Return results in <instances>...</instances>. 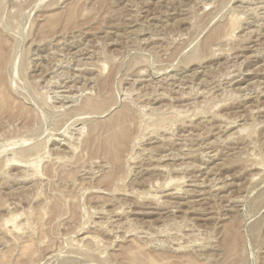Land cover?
<instances>
[{
	"label": "rangeland",
	"instance_id": "rangeland-1",
	"mask_svg": "<svg viewBox=\"0 0 264 264\" xmlns=\"http://www.w3.org/2000/svg\"><path fill=\"white\" fill-rule=\"evenodd\" d=\"M0 37V264H264V0H0Z\"/></svg>",
	"mask_w": 264,
	"mask_h": 264
},
{
	"label": "bare ground",
	"instance_id": "bare-ground-1",
	"mask_svg": "<svg viewBox=\"0 0 264 264\" xmlns=\"http://www.w3.org/2000/svg\"><path fill=\"white\" fill-rule=\"evenodd\" d=\"M255 1V0H254ZM244 3V2H243ZM258 5V4H257ZM257 8V7H256ZM251 9V8H250ZM254 10V9H253ZM255 11V10H254ZM249 12V11H248ZM251 13V12H250ZM255 14H258V13H255ZM250 15V14H249ZM246 23V22H245ZM261 24V23H260ZM263 25V24H262ZM249 30V29H248ZM255 30V29H254ZM251 31V30H250ZM256 31V30H255ZM258 32V31H257ZM262 34V33H261ZM2 35V34H1ZM221 36V35H220ZM227 36V35H226ZM250 36V35H249ZM219 37V36H218ZM217 37V38H218ZM259 37V36H258ZM1 38V37H0ZM240 38V37H239ZM5 39V38H4ZM256 39V38H255ZM52 40V39H51ZM56 40H58V39H56ZM213 40V39H212ZM250 40V39H249ZM74 41V40H73ZM258 41V40H257ZM261 41V40H260ZM7 42V41H6ZM54 42V41H53ZM67 42V41H66ZM37 44V43H36ZM223 44V43H222ZM32 45V44H31ZM56 45H57V43H56ZM83 45V44H82ZM61 49V48H60ZM65 49V48H64ZM55 50V49H54ZM68 50V49H67ZM263 50V49H262ZM262 50H260V51H262ZM52 52V51H51ZM62 52H63V50H62ZM62 52H60V53H62ZM67 52H69V51H67ZM57 53V52H56ZM70 53V52H69ZM4 54H5V46H4V43H3V41H0V68H1V66H3V64H4V62H5V58H4ZM58 54V53H57ZM63 54V53H62ZM65 55V54H64ZM72 55V54H71ZM70 55V56H71ZM259 55V54H258ZM48 56H50V55H48ZM52 56V55H51ZM55 56V55H54ZM61 56H63V55H61ZM82 56V55H81ZM39 58V57H38ZM37 58V59H38ZM41 58V57H40ZM67 58V57H66ZM68 59V58H67ZM64 60V59H63ZM56 61H57V59H56ZM60 62H62V61H60ZM59 62V63H60ZM232 62V61H231ZM31 63V62H30ZM50 63H51V61H50ZM52 64V63H51ZM69 64H70V62H69ZM84 64V63H83ZM32 65V64H31ZM46 65H47V62H46ZM85 65V64H84ZM242 65V64H241ZM33 66V65H32ZM78 66V65H77ZM102 66V65H101ZM82 67V66H81ZM29 68V67H28ZM37 68V67H36ZM86 68V67H85ZM96 67H94V69H95ZM102 68V67H101ZM240 68V67H239ZM33 69V68H32ZM57 69V68H56ZM79 69V68H78ZM88 69V68H87ZM1 70V69H0ZM2 70H4V69H2ZM53 70V69H52ZM55 70V69H54ZM81 70V69H80ZM84 71V70H83ZM167 71V70H166ZM166 71H165V74H166ZM237 71V70H236ZM246 71V70H245ZM80 72H82V71H80ZM1 73H2V71H1ZM0 73V74H1ZM64 73V72H63ZM68 73V72H67ZM141 74H143L142 73V71L140 72ZM145 73V72H144ZM170 75V74H169ZM176 75V74H175ZM243 75V74H242ZM255 75V74H254ZM262 75H263V73H262ZM1 76V75H0ZM74 76V75H73ZM140 76V75H139ZM57 77V76H56ZM60 77H63V76H60ZM163 77V76H162ZM161 77V78H162ZM241 77V76H240ZM2 78V77H1ZM65 78V77H64ZM167 78H169V77H167ZM173 78V77H172ZM178 78H180V77H178ZM166 79V78H165ZM232 79V78H231ZM68 80H70V79H68ZM73 80V79H72ZM169 80V79H168ZM2 81V80H1ZM40 81V80H39ZM94 81V80H93ZM98 81V80H97ZM103 81V80H102ZM159 81V80H158ZM165 81V80H164ZM100 82V81H99ZM98 82V83H99ZM128 82V81H127ZM136 82V81H135ZM134 82V83H135ZM142 82H144V81H142ZM180 82V81H179ZM233 82V81H232ZM247 82V81H246ZM101 83V82H100ZM132 83H133V81H132ZM170 83V82H169ZM73 84V83H72ZM168 84V83H167ZM174 84V83H173ZM177 84V83H176ZM180 84V83H179ZM63 85V84H62ZM101 85V84H100ZM156 85V84H155ZM60 86H61V84H60ZM160 86V85H159ZM177 86V85H176ZM185 86V85H184ZM183 86V87H184ZM229 86V85H228ZM64 87V86H63ZM75 87V86H74ZM96 87V86H95ZM168 87V86H167ZM171 87V86H170ZM181 87V86H180ZM68 88V87H67ZM73 88V87H72ZM94 88V87H93ZM233 88V87H232ZM264 88V87H263ZM3 89H5V88H3ZM80 89V88H79ZM82 89V88H81ZM183 89V88H182ZM238 89V88H237ZM254 89V88H253ZM259 89V88H258ZM91 90V89H90ZM242 90V89H241ZM4 91H6V90H4ZM78 91H80V90H78ZM85 91V90H84ZM99 91V90H98ZM233 91V90H232ZM244 91V90H243ZM248 91H250V90H248ZM253 91V90H252ZM256 91V90H255ZM258 91V90H257ZM49 92V91H48ZM47 92V93H48ZM64 92V91H63ZM122 92H124V91H122ZM254 92V91H253ZM260 92V91H259ZM7 92H4V95L6 94ZM46 93V94H47ZM125 93H127V92H125ZM248 93H250V92H248ZM255 93H257V92H255ZM261 93H264V92H261ZM85 94V93H84ZM128 94V93H127ZM130 94V93H129ZM1 95V94H0ZM3 94L0 96V98L2 97V96H4ZM71 96L70 97H72V93L70 94ZM74 95H75V92H74ZM100 95V94H99ZM76 96V95H75ZM154 96V95H153ZM162 96V95H161ZM256 96V95H255ZM68 97V96H67ZM129 97H130V95H129ZM140 97V96H139ZM147 97V96H146ZM4 98H5V96H4ZM79 98V97H78ZM124 98V97H123ZM183 98V97H182ZM51 99V98H50ZM70 98H68V100H69ZM135 99V98H134ZM152 99H154V98H152ZM250 99V98H249ZM94 100V99H93ZM139 100V99H138ZM65 101V100H64ZM125 101V100H124ZM139 101H141V100H139ZM138 101V102H139ZM149 101V100H148ZM87 102V101H86ZM90 101H88L87 102V104H84L85 105V107H84V111H89L90 109H94L97 105H95L94 103H89ZM96 102V101H95ZM123 102V101H122ZM127 102V101H126ZM155 102V101H154ZM47 103V102H46ZM77 103V102H76ZM107 103V102H106ZM134 103V102H133ZM74 104V103H73ZM78 104V103H77ZM67 105V104H66ZM53 106V105H52ZM51 106V107H52ZM149 106V105H148ZM54 107H56V106H54ZM144 108L145 107H147V106H143ZM142 107V108H143ZM71 108V107H70ZM69 109V108H68ZM95 109H97V108H95ZM134 109V108H133ZM83 110V109H82ZM126 110V111H125ZM55 111V110H54ZM72 111V110H71ZM79 111H81V110H79ZM100 111V110H99ZM131 111V110H130ZM138 111V110H137ZM143 111H145V110H143ZM147 111V110H146ZM151 111V110H150ZM152 112V111H151ZM128 112H127V109H124V111H121V113H120V115H121V117H123V119L128 115L127 114ZM139 113V112H138ZM144 113V112H143ZM140 114V113H139ZM104 115V114H103ZM134 115V114H133ZM141 115V114H140ZM143 115V114H142ZM144 116V115H143ZM75 117H77V116H75ZM135 117V116H134ZM116 118V117H115ZM215 118V117H214ZM131 119V118H130ZM129 120V119H128ZM124 122V121H123ZM82 124V123H81ZM124 124V123H123ZM233 124V123H232ZM86 125V124H85ZM81 126V125H80ZM232 126V125H231ZM234 126V125H233ZM83 127H85V126H83ZM82 128V127H81ZM91 128V127H90ZM79 129V128H78ZM92 129V128H91ZM91 129H90V131H91ZM130 129V128H129ZM126 128L125 127H123L122 128V132H120L119 134H117V136H115L116 137V139H119L120 140V142L122 141H126L127 140V132H126ZM128 131V130H127ZM80 132V131H79ZM129 132V131H128ZM74 133V132H73ZM66 134V133H65ZM92 133H90V135H91ZM74 135V134H73ZM64 136V135H63ZM68 136V135H67ZM66 136V137H67ZM77 137V136H76ZM63 138H65V137H63ZM62 138V139H63ZM111 138V137H110ZM58 139V138H57ZM115 139V138H114ZM69 140H70V138H69ZM88 140V139H87ZM92 140V139H91ZM90 140V141H91ZM112 140L113 139H111V141L110 142H112ZM129 141V140H128ZM77 142V141H76ZM69 143V142H68ZM79 143V142H78ZM86 143V142H85ZM66 144V143H65ZM107 143H105V145H106ZM127 144V143H126ZM70 145V144H69ZM78 145V144H77ZM38 148V147H37ZM71 148H73V147H71ZM73 150V149H72ZM33 151V150H32ZM37 151V150H36ZM202 155V154H201ZM205 156V155H204ZM38 157V156H37ZM5 158H6V156H5ZM29 158V157H28ZM159 158V157H158ZM157 158V159H158ZM15 159V158H14ZM21 159V158H20ZM19 158L18 159H16V161L14 160V161H12L13 163H12V165H17L18 167H19V169H20V166L18 165V163L22 166L23 164V166H25L27 163H28V161H27V163L25 164V163H23L22 162V160H20ZM161 159H163L162 157H161ZM165 159V158H164ZM12 160V159H11ZM10 159L8 160H4V162L5 161H11ZM29 161H31V160H29ZM33 161V160H32ZM7 162H5V164L7 163ZM15 162V163H14ZM17 163V164H16ZM31 163V162H30ZM4 164V163H3ZM32 164V163H31ZM34 164V163H33ZM33 164L30 166L29 165V167H32L33 166ZM28 165V164H27ZM5 166V165H4ZM7 167H8V163H7V165H6ZM9 166H10V163H9ZM12 167V166H11ZM14 167V166H13ZM16 168V167H15ZM27 168V167H26ZM33 168V167H32ZM161 168V167H160ZM14 169V168H13ZM156 169V168H155ZM159 170H161V169H159ZM2 171V170H1ZM29 171V170H28ZM52 172V171H51ZM206 173V172H205ZM209 173V172H208ZM26 174H27V172H26ZM215 179V178H214ZM169 180H171V179H169ZM185 180V179H184ZM213 180V179H212ZM211 180V181H212ZM172 181V180H171ZM210 181V182H211ZM176 182V181H175ZM186 182V181H185ZM213 182V181H212ZM166 183H168V182H166ZM165 183V184H166ZM178 183H180V181L178 182ZM195 183V182H194ZM208 183H209V181H208ZM168 184H172V183H170V181H169V183ZM167 185V184H166ZM165 185V186H166ZM173 185V184H172ZM176 185V184H175ZM209 185V184H208ZM170 186V185H169ZM202 186V185H201ZM219 186H221V185H219ZM218 186V187H219ZM223 186V185H222ZM221 186V187H222ZM175 187H177V186H175ZM180 187V186H179ZM167 188H168V186H167ZM171 189V188H170ZM177 189V188H176ZM195 189V188H194ZM165 190H166V187H165ZM173 190V191H172ZM171 191H172V193L173 192H175V190L174 189H171ZM171 191H169V192H171ZM184 191V190H183ZM186 191V190H185ZM205 191V190H204ZM168 191L166 192H164V193H169ZM181 192V191H180ZM179 191L178 192H176L175 194H178V193H180ZM190 192V191H189ZM192 192V191H191ZM196 192V191H195ZM198 192V191H197ZM215 192V191H214ZM164 193L162 194L163 195V198H164ZM203 193V192H202ZM193 194V193H192ZM197 194V193H196ZM159 195V194H158ZM158 195H156L157 197H158ZM161 195V194H160ZM166 195V194H165ZM172 194H170V196H171ZM156 196L154 197V198H156ZM167 196V195H166ZM166 196H165V198H166ZM168 196H169V194H168ZM175 196V195H174ZM160 197V196H159ZM153 198V199H154ZM173 198V197H172ZM175 198V197H174ZM176 199V198H175ZM162 201H163V199H161ZM160 200V201H161ZM159 201V200H158ZM165 201V200H164ZM168 201V200H167ZM235 201V200H234ZM169 202V201H168ZM177 203V202H176ZM164 205V204H163ZM170 205V204H169ZM168 205V206H169ZM118 209V208H117ZM116 209V210H117ZM115 210V211H116ZM118 212H119V210H118ZM131 212V211H130ZM113 215V214H112ZM14 222V221H13ZM7 223V222H6ZM5 223V224H6ZM14 229H16V227L15 228H13V230ZM234 237H236V236H234ZM228 241V240H227ZM237 242V241H236ZM228 243V242H227ZM226 244V243H225ZM234 244H236V243H234ZM233 243H232V245H234ZM215 245V244H214ZM218 245V244H217ZM232 247V246H231ZM236 248V247H235ZM229 249H231V248H229ZM232 250V249H231ZM233 250H234V248H233ZM222 251V250H221ZM235 251H236V249H235ZM231 253H233V251L231 252Z\"/></svg>",
	"mask_w": 264,
	"mask_h": 264
}]
</instances>
